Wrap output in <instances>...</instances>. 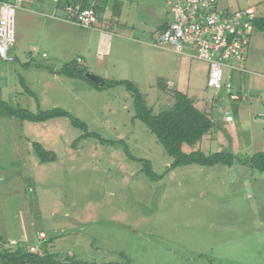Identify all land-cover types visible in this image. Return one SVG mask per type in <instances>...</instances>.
<instances>
[{
	"label": "rangeland",
	"instance_id": "1",
	"mask_svg": "<svg viewBox=\"0 0 264 264\" xmlns=\"http://www.w3.org/2000/svg\"><path fill=\"white\" fill-rule=\"evenodd\" d=\"M20 1L11 50L18 61L0 59L1 99L33 113L53 108L68 112L89 133L108 142L123 141L133 157L151 163L160 179L147 178L142 164L129 160L121 146L90 137L72 147L82 131L66 118L46 123L0 118L2 248L11 247L6 241L17 240L15 224L20 218L24 230L31 232L27 249L41 246L37 237L43 232L47 252L56 254L58 261L264 264V172L249 164L253 155L264 151V33L252 36L243 63L246 73L224 68L219 92L207 86L208 63L154 47L172 21L166 0H94L99 19L87 29L69 23L66 10L64 17L58 12L70 41L58 49L46 38L47 23H42L43 31L38 23L26 29L23 9L30 6ZM217 7L231 11L254 7L264 16V0H218ZM102 33L110 39L107 55L99 58ZM32 49L31 55L26 53ZM26 61L28 66L23 67ZM72 62L85 75L132 82L153 114L173 106V92H185L209 115L213 128L194 146L182 145L183 152L225 151L235 157L234 164L169 170L172 159L148 128L132 119L133 100L125 88L99 90L84 79L57 75ZM19 76L34 97L23 93ZM3 77L9 79L7 86ZM229 79L233 87L225 90ZM240 89L246 99L230 101L231 91ZM34 142L52 152L55 161L39 164L31 153Z\"/></svg>",
	"mask_w": 264,
	"mask_h": 264
},
{
	"label": "trees",
	"instance_id": "2",
	"mask_svg": "<svg viewBox=\"0 0 264 264\" xmlns=\"http://www.w3.org/2000/svg\"><path fill=\"white\" fill-rule=\"evenodd\" d=\"M76 1L77 0H56L54 2L57 7L63 5L64 2L69 3L64 6L65 11L69 6L74 7ZM89 5L90 0H81L79 7L80 9H85L88 8ZM90 7L95 10L94 3ZM95 12L97 13L96 10ZM254 27L255 31L264 32V19H257L254 22ZM164 28L165 27H163V29ZM27 66L28 64L23 65V67ZM85 73L86 72L75 62L67 63L57 71V75L59 76L84 79L99 90L119 86L124 87L133 100L134 115L132 119L138 120L144 124L156 137L164 152L172 159L169 170L189 165H198L201 167L223 165L231 167L234 164L235 157L225 151L211 155H205L201 151H194L192 153L183 152L182 145L194 146L213 128V122L209 115L199 110L187 95L181 92H173V106L158 114H153L151 108L146 105L138 88L132 82L127 80H103V85L98 86L88 80L85 77ZM18 79L23 93L34 97V94L26 87L23 78L19 76ZM0 118H13L19 122L29 123H46L53 119L66 118L74 128L82 131V135L73 143L72 147L76 146V143L79 141L90 137L98 140L102 144L121 146L129 160L142 164L143 168L141 172L147 178L152 181L160 179V176H157L152 171L151 163L147 160H138L133 157L123 141L108 142L99 138V136L94 133H89L84 123L73 118L68 112L62 109L53 108L45 111L37 110L33 113L25 108L12 107L0 97ZM31 149L39 164H47L55 161V155L50 151H46L39 143H32ZM249 164L258 171L264 172V151L253 155L249 160ZM47 244L48 243L45 242L46 250L43 251L38 249L39 251L32 253L27 247H23L22 245L3 249V241L0 238V264H82L68 259L61 261L56 260V254L47 252Z\"/></svg>",
	"mask_w": 264,
	"mask_h": 264
},
{
	"label": "built area",
	"instance_id": "3",
	"mask_svg": "<svg viewBox=\"0 0 264 264\" xmlns=\"http://www.w3.org/2000/svg\"><path fill=\"white\" fill-rule=\"evenodd\" d=\"M20 2L0 0V59L5 62H13L10 52L15 42L16 5ZM166 3L171 10L172 21L154 42V47H167L184 57L208 63L207 86L215 91L220 92L223 88L224 68L246 73L242 64L255 32L254 22L258 19L254 7L218 10V0H166ZM66 11L69 23L84 29L92 27L99 19L92 7L80 9L69 6ZM107 53L106 45L97 51L99 58ZM226 60L232 61V64L226 65ZM77 62H81L80 59ZM224 88H232L230 79L225 82ZM228 98L238 101L246 99V95L231 91ZM226 121H232V117L227 116ZM40 240L45 241L43 234H40ZM16 245L15 241L9 242L11 247ZM29 251L34 253L37 248L30 247Z\"/></svg>",
	"mask_w": 264,
	"mask_h": 264
},
{
	"label": "crops",
	"instance_id": "4",
	"mask_svg": "<svg viewBox=\"0 0 264 264\" xmlns=\"http://www.w3.org/2000/svg\"><path fill=\"white\" fill-rule=\"evenodd\" d=\"M26 1H27L26 4L28 5V7L30 6L29 9H23L22 8V5H20V7H19V9H23L24 13H26V14H23V16H25L24 19H23V23L26 25V29H28V25H30L31 23H34V24L38 23L37 24V27L39 29L42 26V23H47V29L49 28L48 29L49 31L47 30L48 31V35L46 33V38H47V36L51 38L50 39V40H52V43L51 44L55 47V49H58L59 47H66V46H68V44H69L70 41L66 38V34L64 33V31H65L64 30V27L66 26V23L62 21V18L64 17V12H65L64 11V6H66V4H69V3L64 2L63 5H60V6L57 7L55 5L54 0H35V3H31V4L29 3L30 0H26ZM46 2H48V4L50 6L47 5V4H45ZM50 2H51V4H50ZM92 2H94V0H91L90 1V4H93ZM58 12H62L63 13V17L62 18L57 16V13ZM97 14L99 15L98 12H97ZM59 18H61V20ZM258 19H260V20L261 19H264V16L258 15ZM25 20L28 21V23H26ZM43 29H45V24H44ZM43 29H40V30L43 31ZM42 31H39L38 32L39 34L37 36L39 37V39L41 37L40 34H41ZM257 33H259V32H257V31L254 32V34H257ZM106 37H107V40H106ZM109 39H110V36L109 35H105L103 33L100 35V38H99V43H101L102 45H106L107 46V50H108V44H109L108 42H109ZM249 50H250V48H249ZM33 52H34L33 49L32 50H29V51H26V53H28L30 55ZM10 54H11V56H13L12 55V51L10 52ZM41 56H42V58H45L46 57L45 54H42ZM17 61H18V58H17V56H15L14 57V62H17ZM27 61L25 63H23L22 65L28 64ZM5 63H7V62H5ZM31 65H32V63H30V66ZM242 66L245 68L244 64ZM236 73L242 74V73H239V72H236ZM2 79H3L2 80V83H4L5 86H7V84L9 83V79L6 78V77H3ZM232 87H233V83H232ZM0 88H2V87H0ZM0 92H1V89H0ZM233 92H235L237 94H240L241 92H243V90L240 89V91H233ZM19 93H21V92H19ZM181 93L187 95L185 92H181ZM233 102H236V101H233ZM263 119H264V117H263ZM27 123H29V122H27ZM15 225H16V227H15L16 228L15 229L16 232H15V235L14 236H15V238L17 240L12 239V240L6 241V242L15 241V242H17V244H20L23 247H26L27 246L26 244L28 243L26 240L29 237V235H31V232H27L26 230H24V227H23L24 224H22V221H21L20 218H18V220H17V222H16ZM40 234H43L45 236V234L43 232H39V236L37 237L38 240H40ZM46 239L47 238L45 236V241H42V244L41 245H45V242L48 243V240L46 241ZM30 247H33V246H30ZM44 248L46 250V247H43V249ZM47 249H48V246H47ZM61 260H64V259H61Z\"/></svg>",
	"mask_w": 264,
	"mask_h": 264
},
{
	"label": "water",
	"instance_id": "5",
	"mask_svg": "<svg viewBox=\"0 0 264 264\" xmlns=\"http://www.w3.org/2000/svg\"><path fill=\"white\" fill-rule=\"evenodd\" d=\"M85 77L90 80L91 82H93L95 85H98V86H102L103 85V80L93 74H86ZM43 247H45L44 245L40 246L39 249L41 250H45V248L43 249Z\"/></svg>",
	"mask_w": 264,
	"mask_h": 264
},
{
	"label": "clouds",
	"instance_id": "6",
	"mask_svg": "<svg viewBox=\"0 0 264 264\" xmlns=\"http://www.w3.org/2000/svg\"><path fill=\"white\" fill-rule=\"evenodd\" d=\"M42 246V245H41ZM45 246V245H44ZM30 248V247H29ZM37 249H39V248H37ZM33 253V252H32Z\"/></svg>",
	"mask_w": 264,
	"mask_h": 264
}]
</instances>
